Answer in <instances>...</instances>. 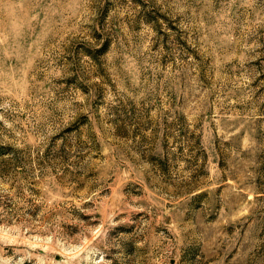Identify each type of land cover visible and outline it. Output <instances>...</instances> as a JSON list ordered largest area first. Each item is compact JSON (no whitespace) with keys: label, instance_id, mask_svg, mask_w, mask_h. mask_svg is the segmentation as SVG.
Returning <instances> with one entry per match:
<instances>
[{"label":"rangeland","instance_id":"1","mask_svg":"<svg viewBox=\"0 0 264 264\" xmlns=\"http://www.w3.org/2000/svg\"><path fill=\"white\" fill-rule=\"evenodd\" d=\"M0 264H264V0H0Z\"/></svg>","mask_w":264,"mask_h":264}]
</instances>
